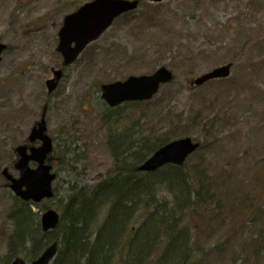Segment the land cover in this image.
I'll list each match as a JSON object with an SVG mask.
<instances>
[{
    "label": "rangeland",
    "instance_id": "374dc122",
    "mask_svg": "<svg viewBox=\"0 0 264 264\" xmlns=\"http://www.w3.org/2000/svg\"><path fill=\"white\" fill-rule=\"evenodd\" d=\"M89 1L0 0V42L7 45L0 62V186L1 170L12 169L15 148L44 116L56 151L57 195L33 211L39 222L47 209L61 213L72 183L93 185L113 164L101 85L166 67L173 80L133 105L129 119L150 136L202 143L187 163L209 174L218 200L192 219L196 257L249 264L264 227V0H140L64 66L58 32L64 17ZM227 63V78L191 84ZM60 68L59 85L48 93L46 81ZM206 120H214L209 131ZM67 147L76 155L64 157ZM12 206L1 188L0 256Z\"/></svg>",
    "mask_w": 264,
    "mask_h": 264
},
{
    "label": "trees",
    "instance_id": "16d2710c",
    "mask_svg": "<svg viewBox=\"0 0 264 264\" xmlns=\"http://www.w3.org/2000/svg\"><path fill=\"white\" fill-rule=\"evenodd\" d=\"M140 103L105 106L112 167L93 185L72 183L55 229L44 232L31 204L13 196V226L0 264H11L18 256L33 261L53 242L58 251L52 264H203L195 254L192 219L200 214L199 208L208 209L218 200L217 184L210 183L202 167L187 162L156 172L137 170L175 138L150 136L131 121L129 110ZM206 122L204 129L209 131L214 120ZM68 153L76 155L69 147L64 157ZM261 236L249 264H264V227Z\"/></svg>",
    "mask_w": 264,
    "mask_h": 264
},
{
    "label": "water",
    "instance_id": "95a60500",
    "mask_svg": "<svg viewBox=\"0 0 264 264\" xmlns=\"http://www.w3.org/2000/svg\"><path fill=\"white\" fill-rule=\"evenodd\" d=\"M159 1V0H154ZM139 0H92L82 5L78 10L68 14L59 31V43L57 50L62 54L64 65L72 64L85 47L96 40L118 16L137 8ZM6 45L0 42L1 54ZM231 64L212 69L210 72L196 78L197 85L204 82L224 78L230 73ZM63 74L62 69L54 71V78L47 81L49 91L56 89ZM173 74L166 67L159 68L151 75L130 76L125 81H117L102 85V97L111 106H116L125 101H144L151 99L162 84L172 80ZM45 121L38 128L32 130L31 139L39 137L43 140L42 147L32 149L31 155L27 154L25 145L17 147L20 159L16 168L20 171L18 178L13 177L4 170L8 177L9 187L13 193L21 199L40 202L42 199L53 196L52 181L55 174L51 173V165H45V159L52 150V142L45 135ZM199 147L190 137L173 140L156 150L138 169L140 171H155L158 168L172 163L182 165L187 157ZM38 163L36 169L29 167V162ZM59 223V214L49 210L42 215L41 225L44 231L54 229ZM57 252V243L48 246L44 252L29 264H51ZM12 264H27L22 258L17 257Z\"/></svg>",
    "mask_w": 264,
    "mask_h": 264
},
{
    "label": "flooded vegetation",
    "instance_id": "af4514ba",
    "mask_svg": "<svg viewBox=\"0 0 264 264\" xmlns=\"http://www.w3.org/2000/svg\"><path fill=\"white\" fill-rule=\"evenodd\" d=\"M44 117V116H43ZM39 127V122H36V124H34V126L31 128V132H30V134L28 135V137H27V139H26V141H25V146L27 147V154L28 155H31V151H32V149H38V148H40V147H42V145H43V140L41 139V138H39V137H36V138H34V139H31V134H32V130L34 129V128H38ZM53 143H54V140H53ZM16 152V151H15ZM19 159V154L16 152V157H15V160H14V162H13V164H12V169H10L9 168V166H5L4 168H3V170H2V176H3V178H4V180H5V182H6V185H1L0 186V189L1 188H5L6 189V191H8V192H10V188H9V184H10V182H9V179H8V177L6 176V174H4V170L5 169H7L8 170V173H11V175L12 176H19L20 175V172H18L19 171V169H17L16 168V164L18 163V159ZM53 159H55L56 160V157L54 158L53 156H52V154L50 155V163L52 164L53 163ZM46 160V159H45ZM45 163V165H47L46 163H47V160L44 162ZM39 165H38V163L36 162V161H34V160H31L30 161V167H32V168H37ZM13 170V171H12ZM16 170H18V171H16ZM12 197V196H11ZM12 199H13V197H12Z\"/></svg>",
    "mask_w": 264,
    "mask_h": 264
}]
</instances>
